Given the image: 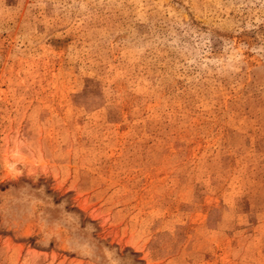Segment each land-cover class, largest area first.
Wrapping results in <instances>:
<instances>
[{"label":"rangeland","instance_id":"rangeland-1","mask_svg":"<svg viewBox=\"0 0 264 264\" xmlns=\"http://www.w3.org/2000/svg\"><path fill=\"white\" fill-rule=\"evenodd\" d=\"M0 264H264V0H0Z\"/></svg>","mask_w":264,"mask_h":264}]
</instances>
